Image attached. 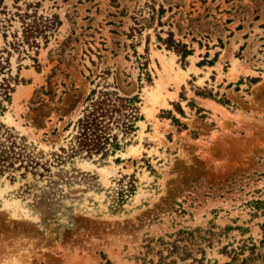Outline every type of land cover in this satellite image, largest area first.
<instances>
[{
  "label": "rangeland",
  "instance_id": "374dc122",
  "mask_svg": "<svg viewBox=\"0 0 264 264\" xmlns=\"http://www.w3.org/2000/svg\"><path fill=\"white\" fill-rule=\"evenodd\" d=\"M35 4L60 26L13 51L17 8ZM168 33L185 60L159 41ZM0 63V80L18 77L0 121L51 163L0 178V264H157L161 241L198 229L203 264L251 243L264 257V0H0ZM104 87L138 96L131 141L52 164Z\"/></svg>",
  "mask_w": 264,
  "mask_h": 264
},
{
  "label": "trees",
  "instance_id": "16d2710c",
  "mask_svg": "<svg viewBox=\"0 0 264 264\" xmlns=\"http://www.w3.org/2000/svg\"><path fill=\"white\" fill-rule=\"evenodd\" d=\"M37 7L38 4L27 5L23 13H20L21 10L17 8L18 12L15 16L21 23V33L18 36L15 32L12 36L14 42L9 46L13 51L21 53L20 49L24 47H28L29 50H38L40 40L46 46L49 37L60 26L59 18L56 15L50 18L39 16L36 11ZM4 38L6 40L7 36L4 35ZM159 41H162L168 49H172L182 60L190 55V51L187 50L184 44L176 43L173 40L172 33H168L165 40L159 38ZM4 52L8 56L11 55L6 50ZM33 61L37 63L36 59H33ZM5 62L8 65V61ZM38 68L39 65H37L36 70ZM3 70L4 67L0 63V76L4 74L1 72ZM6 74L7 78L3 77L0 80V117L5 112L4 102H9L10 96L14 92L11 83L14 84L18 81V77H12L9 70ZM251 80L253 83L258 82V79ZM139 103L138 96H120L115 91H109L106 87L100 90H92L86 99V106L82 115L74 123V135L71 138L69 149L60 148V154L52 153V164L63 166L75 157L83 155L84 159L99 157L100 160H105L108 157H115L116 153L120 152L131 141L133 134L137 131V123L142 121ZM218 103L222 106L229 105L225 99L219 100ZM179 114L183 115V112L179 111ZM172 119L173 122L179 124L177 119ZM35 151L36 149L28 145L23 136H20L13 128L7 127L0 121V178L5 174L13 177L11 175L14 171L21 170L24 171L23 175L29 173L39 177H43L39 170L49 173L50 161L41 163L40 159L42 158L39 157L42 156L43 152L35 153ZM116 162H120V158H117ZM130 188L127 191L121 188L118 196L123 199L125 192H130L134 188L131 183ZM262 227H264V224ZM199 233H201L200 229L191 232L179 231L172 242L164 243L161 241L164 250L158 253L160 259L157 264H166L167 260H170L168 264H178V261L180 264H203L204 258L197 259L193 256L195 249L200 252L202 257L205 255L204 251L200 250L198 246L199 242L207 239ZM210 235L211 233L208 232V236ZM260 244H264V237ZM236 250L231 249L228 252L227 247L222 248L221 252L231 259L229 263L225 264H264V257L256 254L257 247L253 243L249 246L243 244ZM246 251L249 252V255L243 257ZM163 252H166L167 255L164 256ZM188 260H191V262H188Z\"/></svg>",
  "mask_w": 264,
  "mask_h": 264
},
{
  "label": "bare ground",
  "instance_id": "6f19581e",
  "mask_svg": "<svg viewBox=\"0 0 264 264\" xmlns=\"http://www.w3.org/2000/svg\"><path fill=\"white\" fill-rule=\"evenodd\" d=\"M20 264V263H19Z\"/></svg>",
  "mask_w": 264,
  "mask_h": 264
}]
</instances>
